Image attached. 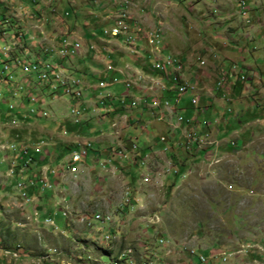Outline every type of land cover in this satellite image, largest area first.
I'll return each instance as SVG.
<instances>
[{"label":"rangeland","instance_id":"rangeland-1","mask_svg":"<svg viewBox=\"0 0 264 264\" xmlns=\"http://www.w3.org/2000/svg\"><path fill=\"white\" fill-rule=\"evenodd\" d=\"M118 19L127 29L110 38ZM0 35V51L5 44L15 49L14 60L29 58L30 51L55 69L54 61L63 58L53 51L43 55L45 48L58 42L61 50L66 41L79 51L60 61V79L78 82L71 95L57 81L38 82L22 65L10 68L11 82L0 77V97L9 103L3 114L12 113L0 116L1 149H28L37 170L55 172L52 188L34 193L38 198L28 206L15 191L0 192V264H198L190 251L206 264H220L216 258L223 253L228 264H264V123L254 121L264 118V0H242L241 6L239 0H0ZM131 39L135 46L126 43ZM169 56L183 57L184 73L193 68L205 79L213 101L223 80L217 88L227 95H221L222 110L209 106L194 124V131L209 124L202 147L186 144L172 117L158 122V133L140 104L122 109L140 97L105 73L107 65L123 69L127 63L142 70L143 83L126 71L134 87L161 81L169 99L177 96L173 85L151 71L156 58ZM102 80L108 86L95 90ZM19 84L39 95L32 104L12 99ZM238 100L246 107L235 106ZM104 106L117 110L102 117ZM29 108L36 117L29 118ZM235 116L240 124L231 120L228 130L245 134L241 147H228L239 131L222 140L219 133ZM75 145L91 148L72 170L67 166ZM150 145L156 149L147 153ZM37 146L38 154L32 150ZM6 155L0 151V185L10 170ZM94 214L109 221L95 222ZM47 218L53 227L43 223Z\"/></svg>","mask_w":264,"mask_h":264},{"label":"built area","instance_id":"built-area-1","mask_svg":"<svg viewBox=\"0 0 264 264\" xmlns=\"http://www.w3.org/2000/svg\"><path fill=\"white\" fill-rule=\"evenodd\" d=\"M242 0H239V6H241ZM113 27V35H108L110 38H118L123 36V31H126L127 27L126 26H120V19L118 21H114V23L110 26ZM105 34V32H104ZM22 39V36L20 37V41ZM67 39V38H62ZM126 43L128 44H133L135 46V41L134 39L131 40H125ZM150 44H154L152 40L149 41ZM19 46H22L25 48V46L19 44ZM4 47H7V44H5ZM129 50L132 53L137 52V48L133 47L130 48ZM45 51H53L54 54H63V61L65 58L70 57L72 55H75L79 53L78 47L76 46L75 49H68V50H59L58 49V42L56 43L55 46L51 45L43 50V55H45ZM158 54L159 51H156ZM22 58V57H21ZM22 60L25 62H38V59H34L33 56H31L30 51H29V58H22ZM57 63V70H49V64H39V70H24V73L29 74L31 76H44L45 78H48V71H55L57 73H62L64 75V68L60 64V61H54ZM183 61L177 60L169 56V58H162L158 57L155 59V63L152 65L151 71L157 75H163V81H167L173 85V91L177 93L176 97L166 99L163 96H159L160 91H165L167 90V87L162 83H150V86L144 87L145 88V93L146 92H151L150 96V104H151V109L156 111L155 113L159 115L158 121L162 122L165 121L163 120L164 118L167 117H172L174 119V122L177 126L183 128V138L186 141V144L194 146L197 145L199 147H202L203 142H207V140L210 138V135L208 133V125L207 123L202 124V130L201 131H194V124L198 123L196 119H190V118H184L180 113L178 109V104L181 98L186 95V94H191L192 97L190 99V105L192 108L196 110H201L202 112L204 111V108L200 106V96L197 95V88L196 84L188 82L184 78V71L185 68L183 67ZM168 66H175V73H168ZM0 67H6V75H0L2 79H4L6 76H11L10 75V68H13L12 66H7L3 63V61H0ZM105 72H117L122 75L121 70H116L112 65H107L105 68ZM128 66H125L124 70H127ZM136 76L138 77V81H142L143 83V74L141 71L136 72ZM65 77V76H64ZM111 79V78H110ZM16 82V81H15ZM111 83H119V81L116 78H113L111 80ZM223 83V80L221 82L217 83V88L220 87V85ZM16 84H18L16 82ZM77 81H69L66 80L65 78V85H64V91L65 94L71 95L70 92V87L73 85H77ZM123 84L125 85L126 92H129L132 87H134V83L131 81H124ZM147 85V83L145 84ZM39 86H44V85H39ZM108 85L107 83L102 80L99 81L98 86L96 87L95 90H101L106 88ZM1 93H3L1 91ZM33 96H39L36 91H28V86L21 85L19 84V93H12V99L15 100L16 104L18 103L19 100H26L27 105L32 104V97ZM127 96V93H126ZM3 94H1L0 97V116L6 117L9 114V117H11L12 113H7L3 114V108L7 107V104H9L6 100H4ZM111 97V96H110ZM109 97V98H110ZM108 98V97H103L100 98L99 104L102 105L103 102L101 100ZM143 99H134L131 98V102L129 105H123L120 106L122 109L124 107H135L137 104H139ZM103 106V105H102ZM17 106H14V108ZM117 109L113 108L112 106H104L103 108L98 109V114H100L102 117L106 115V113H114ZM71 111H75L74 109H71ZM29 118L31 115H35L36 117V111L33 108H29ZM14 117V116H13ZM17 117V116H15ZM14 117V118H15ZM171 119V118H170ZM81 122L80 119L76 120L74 124H79ZM168 122V121H167ZM167 125L171 128H173V125L168 122ZM217 136V134H215ZM159 141L163 142L164 138L159 136ZM215 144V143H214ZM235 142L230 144L233 146ZM91 148V145H75V150L72 152L71 155H73V162L68 163L67 168H71L74 170L73 165L78 164L81 162L82 159H84L87 155L88 150ZM36 154L41 152V147H34L32 149ZM0 151L2 152H9L12 153L13 156L10 159V170L6 172L5 174V180L2 182L0 188L1 189H6L9 188L12 191H15L18 193V198L20 201H22L26 206L30 205L34 201H36L37 197L34 195L36 194L37 191L39 192H45L46 190H50L52 188V184L50 181H52L51 176L55 172L54 170H51L49 172L48 167L47 168H42L37 170V168H34L33 165V159L31 156L28 155V149H19L17 147H9L8 149H1L0 146ZM130 153L136 155V146L131 145L130 147ZM28 171V172H27ZM19 176L17 180H15L14 174ZM26 173V175H24ZM54 183V182H53ZM33 220L37 221L38 217V210H34L31 212ZM93 220L95 222H98L100 224H104L107 221H109V217H104L102 215L94 214L93 215ZM44 223H46L49 226H53V223L51 220H45ZM190 257L191 259L197 261L198 264H206L207 260L202 254H199L195 251H190ZM229 255L226 253H223L220 257V260L216 258V262H220V264H228L229 262Z\"/></svg>","mask_w":264,"mask_h":264},{"label":"crops","instance_id":"crops-1","mask_svg":"<svg viewBox=\"0 0 264 264\" xmlns=\"http://www.w3.org/2000/svg\"><path fill=\"white\" fill-rule=\"evenodd\" d=\"M183 61L185 60L183 57L181 58ZM185 62V61H184ZM113 66V65H112ZM125 66H128L127 65V63H125L124 64V67H123V69L122 68H119V69H117L116 67H114L116 70H121L122 71V75L120 74V73H115V72H113V74L110 76V78H116L118 81H119V83H122L123 84V82L124 81H129L128 80V78L130 79V74H128V72H126V71H130V70H133V73L131 72V74H134V72L136 73V72H139L140 70H138V69H133L132 67H130V66H128V69L127 70H125L124 71V68H125ZM142 71V70H141ZM105 73H108V72H105ZM128 77V78H127ZM151 77V76H150ZM153 77V76H152ZM149 78V77H148ZM184 78L188 81V82H190V83H194V84H196V88H197V95L198 96H200V106L201 107H203L204 108V111L203 112H205L206 111V113H207V111H208V108H209V106L211 107V106H213V105H216L215 107L217 108V109H221V107L223 106V104L225 103L224 102V99L227 97V95L226 96H224V94H222L216 87H215V90H216V94H218V101L217 100H215V101H213V97H215V95H211L212 94V92H213V90L211 89V88H208V87H206L205 86V83L203 82L205 79H202V77H200L198 74H196L195 73V70L193 69V68H190V69H188L185 73H184ZM232 79V78H231ZM260 81H262V77L260 78ZM239 85H240V87L242 86V82H239L238 83ZM124 85V84H123ZM215 85V84H214ZM132 90H133V92L135 93V94H137V95H139V97L141 98V99H143L139 104H140V107H141V110H142V112L145 114H148L150 117H151V122H150V126H152V128L154 129V130H156V131H158V133H159V121L156 119V118H154L155 116H153L154 115V113H155V111L153 110V109H149V107H151V104H150V96L152 95L151 94V92H144L145 91V88H143L142 87V89L140 88V87H132ZM162 93L163 94H165L164 92H162V91H160V96H163L162 95ZM241 94H243V93H238L237 94V97H241L240 95ZM221 95L222 96H224L223 98H221ZM244 95V94H243ZM110 96V95H109ZM219 96H220V98H219ZM229 96V95H228ZM191 97H192V95L191 94H186V95H184L182 98H181V100L179 101V104H178V109H179V112H181V111H186V112H188V114H186V117H188V118H191V119H197V116L200 114V113H202L203 114V112L201 111V112H199V110H196L195 111V109L194 108H192V106L190 105V99H191ZM243 97V96H242ZM241 97V98H242ZM114 98V97H113ZM139 98V99H140ZM170 98H173V97H169V99ZM217 101V102H216ZM203 105H202V104ZM221 103V104H220ZM261 104H262V102H260ZM230 104V103H229ZM244 104H246V102L244 101L243 102V100H238L236 103H235V106H239V107H246ZM228 105V104H227ZM234 105V104H233ZM263 108V107H262ZM222 110V109H221ZM197 112H199V113H197ZM123 113V112H122ZM151 114V115H150ZM110 115H112L113 117L112 118H114L116 115H118V114H110ZM138 116V115H137ZM257 116V115H256ZM257 118H259V119H257ZM231 120L233 121V122H235L236 121V124H240V121H239V119H238V117H232L231 119H226L223 123H224V127H225V129L227 130V131H225L222 135H220V133H219V137H220V139L222 140V139H227V134L228 133H230L229 135H230V139H231V137L233 136V134L234 133H237L238 131H239V133H237L236 134V138H234V142H235V144L238 146V144H239V146L241 147V138H242V136L245 134V132H242V131H240V129L238 130H234V131H229L228 130V127H229V124L231 123ZM235 120V121H234ZM254 121H256V122H263L264 123V118H261L260 119V117H256L255 119H254ZM254 121H252V122H254ZM86 122V121H85ZM155 124V126L153 127V125ZM161 124V123H160ZM166 126H167V123L165 124ZM246 125V124H245ZM86 127H84V128H82L81 129V131H80V133L79 134H81L83 131H84V129H85ZM201 131V130H200ZM241 132V133H240ZM180 134H182V132L180 131ZM79 136V135H78ZM155 139V138H154ZM156 140V139H155ZM223 142H226L225 140L223 141ZM160 144V143H159ZM96 145V144H95ZM97 146V145H96ZM227 146L228 147H231V145L230 144H228L227 143ZM156 148H153L152 147V149H151V145L149 146V147H147V149H146V152L147 153H151L153 150H155ZM146 153V154H147ZM144 161V160H143ZM148 163L146 162V165H147ZM143 165H144V163H143ZM68 222V221H67ZM50 263V262H49Z\"/></svg>","mask_w":264,"mask_h":264},{"label":"bare ground","instance_id":"bare-ground-1","mask_svg":"<svg viewBox=\"0 0 264 264\" xmlns=\"http://www.w3.org/2000/svg\"><path fill=\"white\" fill-rule=\"evenodd\" d=\"M4 35V34H2ZM111 35H113V29L111 31ZM3 36L0 35V38H2ZM15 48V47H14ZM68 49H75V46H73L72 44L67 43L66 41L62 42L61 45V50H68ZM15 50V49H14ZM14 50L10 49L9 47H4L2 49V51H0V53H2L3 55L0 54V61L3 60V56H6L7 59L11 62H9L8 60H4L3 63L7 66H12V65H18L19 67H23L24 70H39V64H49V70H57L54 67H52V62L49 60H46L47 62H43V61H39L38 62H22V58L25 57H17L14 60ZM47 53V51H46ZM45 53V55H46ZM63 58V54H60ZM164 58V57H162ZM169 58V57H166ZM35 59V58H34ZM59 61H63V60H59ZM175 73V66H168V73ZM13 74V73H12ZM0 75H6V67H3V69L0 71ZM63 76L62 73H57L55 71H48V78H45L44 76H37V78L35 76H32L34 78H36V80L38 82H43L46 85H50L52 84V82L57 81L58 83H60L61 86L64 87L65 85V81L61 80L60 77ZM13 77V76H12ZM1 79V78H0ZM9 79H11V76H6L4 79H2L3 81H7V82H11ZM161 83V81H160ZM57 85V84H56ZM74 93H76L74 91ZM32 101H34V99H32ZM14 147V146H11ZM71 161L73 162V155L71 158Z\"/></svg>","mask_w":264,"mask_h":264},{"label":"clouds","instance_id":"clouds-1","mask_svg":"<svg viewBox=\"0 0 264 264\" xmlns=\"http://www.w3.org/2000/svg\"><path fill=\"white\" fill-rule=\"evenodd\" d=\"M80 124V123H79ZM7 155L5 156V160H7V162H8V165H9V163H10V159L12 158V156H13V154L12 153H9V152H5ZM10 155V156H9ZM33 159V158H32ZM34 168L36 167V166H34V165H32ZM6 174V173H5ZM5 174L3 175V178H4V176H5ZM1 186V185H0ZM9 190H11V189H9V188H6V189H1L0 188V192L1 191H9ZM42 193H44V192H42ZM38 198V197H37ZM40 199V198H39ZM37 200V199H36ZM37 203V202H36ZM39 217H40V214H38V217H37V221H39ZM66 219V218H65ZM46 220H48V218L46 219ZM50 220V219H49ZM45 221V220H44ZM44 221H43V223H44ZM53 223V222H52ZM46 226H47V224H46ZM48 227H53V226H48ZM112 262H114V261H112ZM111 262V263H112Z\"/></svg>","mask_w":264,"mask_h":264},{"label":"trees","instance_id":"trees-1","mask_svg":"<svg viewBox=\"0 0 264 264\" xmlns=\"http://www.w3.org/2000/svg\"><path fill=\"white\" fill-rule=\"evenodd\" d=\"M27 172H28V171H27ZM24 175H26V173H25ZM18 177H19V176H18L17 173H16V174H14V177H13V178H14L15 180H17ZM220 245H221L220 243H219V244H218V243H217V244H213V246H216V247H217V246H220Z\"/></svg>","mask_w":264,"mask_h":264}]
</instances>
